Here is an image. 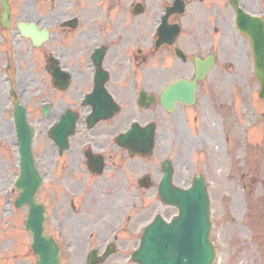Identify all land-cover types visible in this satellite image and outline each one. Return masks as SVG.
Masks as SVG:
<instances>
[{"label": "flooded vegetation", "instance_id": "1", "mask_svg": "<svg viewBox=\"0 0 264 264\" xmlns=\"http://www.w3.org/2000/svg\"><path fill=\"white\" fill-rule=\"evenodd\" d=\"M10 3V27L0 20V172L14 167L8 158L18 154L14 113L20 105L35 132V157L45 178L39 197L46 232L57 241L62 264L81 260L67 255L64 237H74L70 242L78 245V238L85 243L87 237L99 256L113 248L103 264H132L134 247H120L118 236L128 232L137 202L147 213L142 226L149 223L150 210L162 204L157 197L150 202L145 189L159 185L164 154L195 156L211 139L205 117L193 118L192 136L181 137L190 118L170 119L161 97L175 82L194 79L197 58L252 57L237 29L236 11L264 18V0ZM20 24L34 28L30 38ZM176 109L186 112L181 104ZM149 125L155 126L153 153L132 157L118 139ZM8 247L0 240V252ZM16 258L0 253V264H15Z\"/></svg>", "mask_w": 264, "mask_h": 264}, {"label": "rangeland", "instance_id": "2", "mask_svg": "<svg viewBox=\"0 0 264 264\" xmlns=\"http://www.w3.org/2000/svg\"><path fill=\"white\" fill-rule=\"evenodd\" d=\"M222 64L232 65L233 68L224 71ZM253 72L251 60L218 62L208 80L201 84L198 104L195 106L197 113H203L208 120L212 118L213 140L209 143L210 151L201 152L193 158L190 155L185 157L178 155V159L183 160L179 175L181 173L187 179H191L194 174L192 167L197 165L196 167L201 168L207 178L213 222L211 240L215 243L218 253L215 264H264V102L253 88V85L257 84ZM244 94L247 106L239 108V105L231 103L233 100L243 99ZM222 101L229 103L227 105ZM193 111H187V115L191 116ZM179 115L180 112H177L173 117ZM243 127L247 132H243ZM185 133L188 137L192 136L189 126H185ZM227 135L229 137L226 141ZM8 160L13 162L11 158ZM0 173H3L0 180L3 181L2 185L7 192L9 182L15 173L7 168ZM145 192L150 202L156 199V188ZM135 194L134 192V196ZM1 196L5 212L1 226L6 231L11 228L4 234L6 238L18 240L16 250L26 252L28 245L21 241L25 238L20 237L14 221H9L6 198ZM162 208L158 206L156 211L150 210L149 220ZM134 209L133 220L126 227L128 232L119 235L117 241L120 247L124 246L123 244L128 245V251L132 247L137 248L140 219L147 215L145 206H141L139 202ZM26 215L25 208L17 214L20 230ZM115 230L118 231L119 226ZM108 237L114 241L112 236ZM26 240L29 244V235L26 236ZM79 250L80 246L66 248L68 256L81 255ZM16 259H20L16 264H30L22 263L23 257Z\"/></svg>", "mask_w": 264, "mask_h": 264}, {"label": "water", "instance_id": "3", "mask_svg": "<svg viewBox=\"0 0 264 264\" xmlns=\"http://www.w3.org/2000/svg\"><path fill=\"white\" fill-rule=\"evenodd\" d=\"M260 50L255 43L256 53ZM258 56L256 60L257 78L262 83V94H264V59ZM198 77L201 78V76ZM183 89L185 87L179 86L175 91L181 92L179 95L184 96ZM190 96V98L194 96L193 91ZM20 139L23 142L22 134ZM22 148L24 153L23 179L18 187L23 192V198L18 205L28 204L32 208L26 228L33 233L35 238L34 250L40 258L39 264H59L58 251L45 237L41 212L33 204V195L39 181L33 176L34 170L31 171L34 167L31 170L28 167L26 145H22ZM166 189L169 187L166 186ZM177 194L175 192L171 197L165 195L164 198L180 208L181 216L173 226L157 221L158 224L146 230L142 249L134 257V260L140 264H212L214 253L212 245L208 242L209 201L206 190L203 185H199L189 192Z\"/></svg>", "mask_w": 264, "mask_h": 264}]
</instances>
